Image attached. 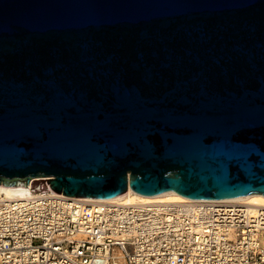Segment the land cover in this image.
<instances>
[{
	"label": "water",
	"instance_id": "1",
	"mask_svg": "<svg viewBox=\"0 0 264 264\" xmlns=\"http://www.w3.org/2000/svg\"><path fill=\"white\" fill-rule=\"evenodd\" d=\"M0 185L264 196V0H0Z\"/></svg>",
	"mask_w": 264,
	"mask_h": 264
},
{
	"label": "built area",
	"instance_id": "2",
	"mask_svg": "<svg viewBox=\"0 0 264 264\" xmlns=\"http://www.w3.org/2000/svg\"><path fill=\"white\" fill-rule=\"evenodd\" d=\"M30 193L0 197V264H264V209Z\"/></svg>",
	"mask_w": 264,
	"mask_h": 264
},
{
	"label": "bare ground",
	"instance_id": "3",
	"mask_svg": "<svg viewBox=\"0 0 264 264\" xmlns=\"http://www.w3.org/2000/svg\"><path fill=\"white\" fill-rule=\"evenodd\" d=\"M31 191L24 187H5L0 185V197L5 198H23L29 194ZM61 195V194H60ZM78 198V197H76ZM82 199L85 202H96L100 200H94V199H86V198H78ZM106 202L111 203H167V204H181V203H192V202H199L195 199H189L186 197H183L176 192L169 190L162 194L151 196V197H143L140 195H137L133 193L130 189L127 190V192L119 197L106 199ZM221 204H243L247 206L249 209L255 211L257 209H264V196H261L259 194H253L248 196L245 199L241 200H231V201H217ZM264 236V233L260 235L259 239V245L264 246V242L261 241V237ZM200 240H204L203 236H200Z\"/></svg>",
	"mask_w": 264,
	"mask_h": 264
},
{
	"label": "rangeland",
	"instance_id": "4",
	"mask_svg": "<svg viewBox=\"0 0 264 264\" xmlns=\"http://www.w3.org/2000/svg\"><path fill=\"white\" fill-rule=\"evenodd\" d=\"M260 242H264V236L261 237V241Z\"/></svg>",
	"mask_w": 264,
	"mask_h": 264
}]
</instances>
